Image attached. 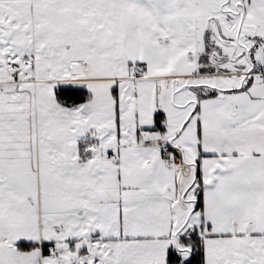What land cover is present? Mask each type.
Instances as JSON below:
<instances>
[{
	"label": "snow or ice",
	"instance_id": "1",
	"mask_svg": "<svg viewBox=\"0 0 264 264\" xmlns=\"http://www.w3.org/2000/svg\"><path fill=\"white\" fill-rule=\"evenodd\" d=\"M0 264H264V0H0Z\"/></svg>",
	"mask_w": 264,
	"mask_h": 264
}]
</instances>
